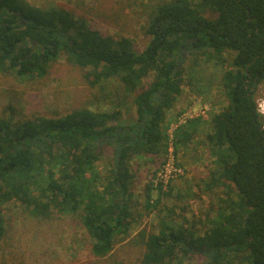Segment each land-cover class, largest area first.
<instances>
[{"label":"trees","instance_id":"16d2710c","mask_svg":"<svg viewBox=\"0 0 264 264\" xmlns=\"http://www.w3.org/2000/svg\"><path fill=\"white\" fill-rule=\"evenodd\" d=\"M144 29L149 42L138 51L132 39L106 36L64 6L0 0L1 73L44 77L64 53L69 63L89 69L91 85L119 78L129 92L138 91V116L130 124L115 106L0 116V239L3 205L16 199L37 210L79 214L90 253L109 256L133 219L132 159L166 153L168 111L183 85L199 96L211 91L203 70L212 64L222 71L227 104L212 116L206 140L219 170L212 178L227 189L226 205L202 234L187 219L145 231L144 261L182 264L193 254L205 257L200 264H264V115L256 100L264 81V0H166ZM200 122L178 127L177 149L188 146ZM107 147L113 167L101 186L94 170ZM155 188L164 193L148 185L149 205Z\"/></svg>","mask_w":264,"mask_h":264},{"label":"rangeland","instance_id":"374dc122","mask_svg":"<svg viewBox=\"0 0 264 264\" xmlns=\"http://www.w3.org/2000/svg\"><path fill=\"white\" fill-rule=\"evenodd\" d=\"M25 1L37 7L64 6L87 19L106 36L132 39L135 49L142 51L149 42L144 27L150 13L166 0ZM88 72L89 69L69 63L64 53L44 77L22 79L12 73L0 72V116L12 115L15 119L61 116L84 107L103 110L115 106L122 109L123 123L134 122L138 116L134 103L138 91L129 92L119 78L91 85L86 76ZM203 72L204 78L213 82L211 91L199 96L187 84L183 85L181 94L168 111L166 153L156 158L132 159L133 219L109 256L94 257L90 253V238L80 225L79 214L62 212L54 206L49 211L37 210L14 199L3 205L5 232L0 239V264H147L144 261L145 231H157L165 221L185 222L187 219L202 234L211 225L210 220L219 219L220 209L228 198L227 189L216 185L212 178L219 170L206 134L211 130L212 116L227 104V100L220 87L221 69L208 64ZM152 77H146L143 85ZM256 100L264 115V81L259 85ZM203 105L208 110L205 116L199 117V132L188 146L180 145L177 149L173 140L178 130L176 123L179 127L186 125L188 121L184 123L183 120L190 107L199 109ZM104 151L93 169L102 178L99 179L101 186L113 167L112 148L107 147ZM174 168H180L181 172H175ZM152 184L162 186L164 192L161 194L156 188L151 191L153 201L160 199L158 205L147 202V187ZM229 187L233 188L230 182ZM181 260L182 264H200L205 257L188 254Z\"/></svg>","mask_w":264,"mask_h":264},{"label":"built area","instance_id":"2783aa9c","mask_svg":"<svg viewBox=\"0 0 264 264\" xmlns=\"http://www.w3.org/2000/svg\"><path fill=\"white\" fill-rule=\"evenodd\" d=\"M263 108V107H262ZM208 108L206 105H203L201 108L196 109L195 107H190V109L187 111V113L185 114V119L183 120L184 123H186L187 121L191 120V119H195V118H199L201 116H205L206 112H207ZM263 112V109H262ZM180 125V124H179ZM179 125L176 123L175 129L179 127ZM176 131V130H175ZM174 137V135H173ZM166 170V169H165ZM175 172H181L180 168H174ZM164 172V171H163ZM160 175L162 176V172L160 173ZM165 176H167V174H165ZM158 182V181H157ZM155 183L156 185L158 183Z\"/></svg>","mask_w":264,"mask_h":264}]
</instances>
